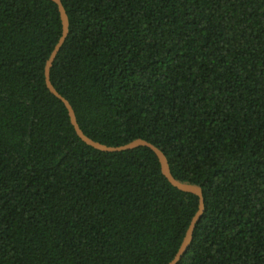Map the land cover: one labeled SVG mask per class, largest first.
<instances>
[{"label": "trees", "instance_id": "obj_1", "mask_svg": "<svg viewBox=\"0 0 264 264\" xmlns=\"http://www.w3.org/2000/svg\"><path fill=\"white\" fill-rule=\"evenodd\" d=\"M61 2L83 133L202 189L177 264H264V0ZM60 35L50 0H0V264H168L198 199L76 136Z\"/></svg>", "mask_w": 264, "mask_h": 264}, {"label": "water", "instance_id": "obj_2", "mask_svg": "<svg viewBox=\"0 0 264 264\" xmlns=\"http://www.w3.org/2000/svg\"><path fill=\"white\" fill-rule=\"evenodd\" d=\"M50 1L53 2L57 7V11H58L59 19H60V23H61V35H60V38H59L57 44L54 46L52 52L50 53L48 59L46 60V63L44 66V82H45V86H46L47 90L54 97H56L58 100H60L61 103L64 105V107L67 111L69 122H70L76 136L83 143H85L87 146H90V147L94 148L95 150H98V151L104 152V153H119V152L132 150V149H135L138 147H146V148L150 149L155 154L156 158L158 159V162L160 164L161 173L164 176V178L169 182V184L181 192L189 193V194L196 196L198 199L197 211L194 214V216H193V218H192V220H191V222H190V224H189V226L185 232L184 238H183L176 254L174 255L173 259L168 263V264H177L181 260L183 255L186 253V251L188 250V248L192 242L194 229H195L197 223L199 222L200 218L202 217V215L204 213L205 206H204L202 189L196 185L185 184V183H181V182L177 181L171 174L168 160H167L166 156L163 154V152L160 149H158L156 146H154L153 144H151V143H149L143 139H136V140H133L132 142H130L128 144L113 147V146H107V145L101 144L99 142H96V141L90 139L89 137H87L83 133V131L81 130V128L77 122L74 110H73L72 106L70 105L69 101L66 100L61 94L58 93V91L54 88V86L50 80V70H51L52 65L54 63V60H55L57 54L59 53L60 49L62 48V46H63V44H64V42H65V40L69 34V20H68V16H67L66 11L62 5L61 0H50Z\"/></svg>", "mask_w": 264, "mask_h": 264}]
</instances>
